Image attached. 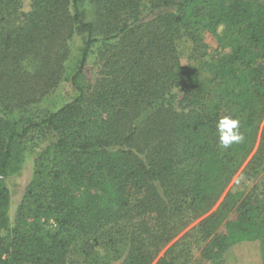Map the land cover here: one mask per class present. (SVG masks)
Masks as SVG:
<instances>
[{
	"label": "trees",
	"instance_id": "trees-1",
	"mask_svg": "<svg viewBox=\"0 0 264 264\" xmlns=\"http://www.w3.org/2000/svg\"><path fill=\"white\" fill-rule=\"evenodd\" d=\"M22 7L23 0H0V264H56L68 252L25 234L10 248L2 233L10 203L6 176L20 140L39 127L56 132L73 163L52 180H33L27 196L43 194L45 210L81 234L87 254L108 258L101 228L112 222L127 234L114 244L130 245L122 264H149L147 244L159 241L162 229L167 241L177 204L188 199L212 207L253 145L264 118V0H31L28 10ZM203 22L230 42L216 70L234 86L224 105L208 108L176 47L183 30ZM76 32L84 44L71 80L76 98L38 118L20 115L59 85ZM95 48L104 70L91 86L83 78ZM38 77L43 84L35 87L30 80ZM225 116L239 119L244 137L228 148L216 128ZM254 169L246 168L226 194L223 207L233 210L223 224L217 213L201 222L206 263L220 264L230 246L264 236L261 183L247 181L257 177ZM66 179L87 182L83 206Z\"/></svg>",
	"mask_w": 264,
	"mask_h": 264
},
{
	"label": "rangeland",
	"instance_id": "rangeland-1",
	"mask_svg": "<svg viewBox=\"0 0 264 264\" xmlns=\"http://www.w3.org/2000/svg\"><path fill=\"white\" fill-rule=\"evenodd\" d=\"M30 1L23 0L22 9L28 10ZM83 45V36L76 32L69 41L70 51L65 58V71L59 85L49 89L42 99L25 107L26 110L20 115L26 118H38L47 111L58 110L76 98L78 92L71 80L79 65ZM176 47L180 61L188 68L189 84L193 86V91L199 94L202 106L208 108L224 105L230 98L228 94L231 90L233 91L234 86L222 80L216 66L220 57L230 53V42L218 38L203 22L183 30L177 38ZM99 50L95 48L89 58L85 70L86 77L83 78L87 85H97L98 79L103 75L101 72L104 70V63L103 60L101 62L99 60ZM120 51L116 49V52ZM30 69H32L31 65ZM30 82L35 87L36 84L40 86L43 84V80L39 77L31 79ZM174 90L180 93L178 98L182 100L183 91L179 88H174ZM37 94L39 96V93ZM81 120L79 117L80 122ZM80 122L78 123L77 119L74 125L75 130L82 128ZM253 137V145L240 156L235 174L212 207L188 199L180 200L181 202L176 207L181 208L167 221L166 227H170L167 241L163 240L162 229L158 233L157 240L159 241H149L147 244L148 254L152 255L149 264H211L201 259L202 249L207 243L199 232L201 222L213 213H217V221L223 224L231 215L233 208L223 207V202L228 191L234 187L246 168L254 167L257 171V177L253 178L255 180L247 181L252 182L251 187L254 181H260L257 192L263 190L261 197L264 196V118L256 125ZM72 163L73 157L59 148L57 134L52 128L39 127L20 140L16 162L6 176L10 203L6 211L7 225L2 226L5 227L2 233L7 235V244L13 248L17 239L25 234L29 236V240L36 242L44 241L49 245L52 242L58 243L56 251L67 250V254L56 264H122L130 251V245L127 241L120 245L114 244L120 241L121 237H127V234L116 223L111 222L101 228L103 245L109 249L108 258L100 252L87 254L83 250L81 234L74 232L76 229H71V231L65 229L66 227L60 223L61 214L45 210L49 204L45 203L43 194L40 196L35 193L27 196L28 187L33 180H52L51 176H54L55 172H66ZM64 184L72 193L76 204L83 206L87 182L66 179ZM183 201L186 204H183ZM63 244H65L64 248H62ZM36 251L39 250L32 251V253ZM220 264H264V236L230 246L223 254Z\"/></svg>",
	"mask_w": 264,
	"mask_h": 264
},
{
	"label": "clouds",
	"instance_id": "clouds-1",
	"mask_svg": "<svg viewBox=\"0 0 264 264\" xmlns=\"http://www.w3.org/2000/svg\"><path fill=\"white\" fill-rule=\"evenodd\" d=\"M219 142L222 147L228 148L234 143H240L244 137L240 131L239 119L225 116L219 119L217 125Z\"/></svg>",
	"mask_w": 264,
	"mask_h": 264
}]
</instances>
